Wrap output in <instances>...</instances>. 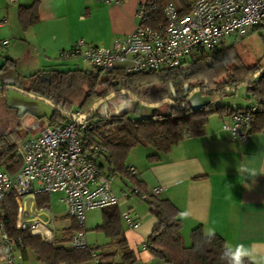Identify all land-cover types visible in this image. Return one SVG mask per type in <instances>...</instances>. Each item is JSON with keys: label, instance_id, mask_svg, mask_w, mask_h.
<instances>
[{"label": "crops", "instance_id": "obj_1", "mask_svg": "<svg viewBox=\"0 0 264 264\" xmlns=\"http://www.w3.org/2000/svg\"><path fill=\"white\" fill-rule=\"evenodd\" d=\"M32 1L0 0V84L15 85L16 79H28L38 71L75 67L80 59H63L60 54L80 39L85 46L110 47L116 38L134 30L141 0H124L120 4L99 0H36L38 20L24 30L17 19V8ZM233 94L226 96V102V97L222 99L231 109L246 108L254 100L246 91L243 99L231 101L229 96ZM228 118L227 114H211L203 134H185L154 162L147 160L154 150L137 145L128 152L125 164L135 170L132 176L145 191L153 194L154 189H159L154 195L168 199L178 209L184 244H189L191 230L201 225L206 234L221 237L227 247L235 249L243 245L251 253V257L245 258L254 264H264V114L254 119L245 141L233 140L221 130L222 122ZM97 160L105 165L102 156ZM115 177L119 183L112 188L117 203L93 209L101 210L98 217L94 214L87 217L91 210L87 211L85 224L97 230L104 223L105 212L115 209L119 215L118 231L134 255V264H165L147 244L155 218L147 203L133 192L138 186L124 174L117 173L111 179ZM124 212L138 225L127 227ZM73 224L71 219L70 226ZM102 234L104 245L88 246L111 253L112 264L119 263L121 252L116 239ZM28 251L23 250L15 264H22ZM76 264L93 263L82 260Z\"/></svg>", "mask_w": 264, "mask_h": 264}, {"label": "trees", "instance_id": "obj_2", "mask_svg": "<svg viewBox=\"0 0 264 264\" xmlns=\"http://www.w3.org/2000/svg\"><path fill=\"white\" fill-rule=\"evenodd\" d=\"M157 2L160 3L159 0ZM181 6L183 12L188 11V4L182 1ZM37 7L36 0L28 6H18L17 19L22 29L25 30L38 20ZM151 17V25L165 21L159 6ZM239 43L229 45L225 43L210 52L200 51L177 67L158 71L125 74L121 70H115L102 75L91 68L87 71L79 68L49 69L38 71L28 78L27 91L48 99L67 112H70L69 106L75 103L86 114L95 101L119 89L129 91L135 99L144 102H158L164 99L173 101V104L168 103L169 108L164 112L160 111L159 105L153 107L148 116L137 119L130 118L126 113L112 115V118L108 119V116L100 117L96 114L95 109L88 119L94 120L96 125L81 138L85 156L100 173L110 178L117 173L124 174L134 181L142 193L146 194L144 201L155 218L147 244L153 254L165 264H229L228 259L224 257L227 246L218 235L206 234L201 225L191 230L190 242L188 245L184 244L178 209L168 199L157 197L141 187V183L134 179L125 164L126 156L133 147L142 145L154 150L148 155L147 160L157 161L161 153H166L171 145L185 134L190 136L203 134L204 126L211 114L231 116L241 110V108L231 109L222 102L224 97L234 91L214 94L212 90L234 86L247 78H252L245 85L247 91L253 99L264 97V69H262L264 65L242 64L235 51ZM7 60L9 59L6 58ZM206 73L209 75L204 79ZM217 74L224 76L219 83L216 82ZM201 77L204 82L192 86L189 84L190 80ZM99 87H101L100 91H98ZM194 87H206L211 90L208 92L210 99L198 108H192L188 100L184 107L180 108L179 105L186 94ZM4 90H0V166L5 164L4 169L14 173L20 167V161L15 154L18 141L36 128L44 126L47 121L59 124L68 121L69 118L53 110L46 121L36 122L23 129V117L14 109L2 104L1 95ZM115 96L122 101L132 99L124 94ZM260 114H264V103H261L259 111L252 116L251 127L254 119ZM94 145L97 146L98 151L93 149ZM101 156L105 160V165L97 160ZM47 196L38 195V204L47 205ZM15 215V200L13 195H8L3 201L0 218L4 220L10 234L20 237L22 251L32 249L40 264H76L82 260L90 261L92 252H96L99 256V264H112L113 255L100 251V247L75 249L69 245L72 233L78 228L75 220V224L61 230L60 235L57 233L52 243H47L38 236L16 230L13 226ZM118 219L119 215L115 209L105 212L104 223L98 226L97 230L116 239L121 252V261L117 264H134V255L118 231ZM244 264L254 263L244 258Z\"/></svg>", "mask_w": 264, "mask_h": 264}, {"label": "built area", "instance_id": "obj_3", "mask_svg": "<svg viewBox=\"0 0 264 264\" xmlns=\"http://www.w3.org/2000/svg\"><path fill=\"white\" fill-rule=\"evenodd\" d=\"M99 1L120 4L124 0ZM158 6L165 21L151 25V16ZM135 16L138 22L134 30L116 38L110 47L85 46L80 39L60 56L76 57L102 75L115 70L133 74L177 67L200 51H213L228 39L237 44L255 29L264 28V0H193L186 12L181 4L141 0ZM261 103L264 97L254 99L248 107L223 121L221 130L233 140L245 141L252 116L259 111ZM72 113L76 118L84 115L79 108ZM95 125L89 119L80 122L69 119L59 124L46 122L35 133L18 141L15 154L20 161L19 169L9 173L0 168V215L4 199L13 195L16 230L52 243L58 233L56 217L49 203L39 205L37 199L38 195L60 193L59 203L65 215L74 219L78 227L69 245L75 249L89 247L85 238L87 211L117 203L112 179L100 173L84 153L82 135ZM93 149L99 150L96 145ZM129 170L135 175L132 167ZM158 191L154 189L153 194ZM133 192L142 200L146 198L136 187ZM122 217L127 227L138 225L128 212L122 213ZM21 246L20 237L10 234L0 218V261L15 264L22 257ZM90 261L99 264L96 252L91 253Z\"/></svg>", "mask_w": 264, "mask_h": 264}, {"label": "rangeland", "instance_id": "obj_4", "mask_svg": "<svg viewBox=\"0 0 264 264\" xmlns=\"http://www.w3.org/2000/svg\"><path fill=\"white\" fill-rule=\"evenodd\" d=\"M182 1L185 4L190 5L193 0H164V2L172 3L175 5H180ZM230 39L227 40L226 45H229ZM236 55L239 57V60L242 64L249 66L253 64L259 63L260 65H264V28H257L251 33L247 34L236 46L235 48ZM231 62V60H230ZM71 68H79L81 70L87 71L90 70V67L82 62L81 60L75 65L68 66ZM68 69V68H67ZM209 74H205L204 79L208 77ZM223 75L216 76V82H220L223 79ZM201 78H197L194 80H190L189 84L195 85L202 83ZM15 85L20 89L27 90L29 88V80L25 77L15 80ZM83 87V84H81ZM85 88V87H83ZM101 90V87L98 88V91ZM247 87L245 85L239 86L236 90H234V94L229 96V100L231 101H238L243 99L246 96ZM2 104L14 109L19 115L23 117V126L22 128L25 129L29 125H34L36 122L39 121H46L47 117L52 113L53 109L44 101H41L36 98L29 97L24 95L20 92L14 90H4L1 97ZM210 99V95L206 91H196L194 92L189 98V104L192 108H198L205 102ZM228 99L227 97L224 98L226 102ZM219 101V100H218ZM153 107L145 106L142 104H138L134 99H127L122 101L118 99L116 96H113L107 100L102 101L96 107V114L101 116H108V119L112 118V115H119L122 113H126L130 118L137 119L146 117L150 114ZM169 108L168 103L164 102L160 105V111H165ZM78 107L73 103L69 106L68 111L73 112ZM48 122V121H47ZM41 127L36 128L32 133H35ZM30 133V134H32ZM24 137V136H23ZM22 137V138H23ZM21 138V139H22ZM20 139V140H21ZM1 169L5 168V164L0 166ZM112 186L115 187L119 182L118 178H113L111 181ZM59 197H61L60 193H53L47 196L48 203L52 212V215L56 217L55 226L57 227L59 235L61 234V230H63L66 226H70L71 218L65 215V211L63 205L59 203ZM101 210H91L88 212L87 217L90 214H94L95 217L101 215ZM102 232L99 230H95L94 228H90L88 223L85 224V238L86 242L89 245H97L100 246L101 242H104ZM28 254L25 260H23L22 264H40L38 260L35 258V254L33 253L32 249L28 248Z\"/></svg>", "mask_w": 264, "mask_h": 264}, {"label": "water", "instance_id": "obj_5", "mask_svg": "<svg viewBox=\"0 0 264 264\" xmlns=\"http://www.w3.org/2000/svg\"><path fill=\"white\" fill-rule=\"evenodd\" d=\"M264 69V68H262ZM255 76V75H254ZM252 78H247L246 80L242 81V82H239L238 84L234 85V86H226V87H223V88H220V89H216V90H209L208 88L206 87H194L192 88L185 96L183 102L179 105L180 108L184 107V105L186 104V102L189 100L190 96L196 92V91H206V92H209L211 91L212 93L216 94V93H220V92H223V91H228V90H231V91H234L236 90L239 86H242V85H246ZM1 89H5V90H14V91H17V92H20L24 95H27L29 97H32V98H36V99H39L41 101H44L45 103H47L53 110L55 111H58L60 112L63 116L69 118V119H75L77 122H80L81 120L83 119H88L91 114L94 112V110L96 109V107L104 100H107L117 94H124V95H127L129 97H131L132 99L136 100V102H139L140 104L142 105H145V106H149V107H158L159 105H161L163 102H166V103H169V104H173V101L170 100V99H164L162 101H158V102H144V101H140V100H137L135 99V97L127 90H124V89H119V90H116V91H112L110 92L109 94L105 95L104 97L102 98H99L97 101H95L92 106L90 107L89 111L84 114L83 116L81 117H75L74 113L72 112H67V111H63L61 110L58 106H56L55 104H53L51 101H49L48 99L44 98V97H41L39 95H36V94H33L27 90H24V89H20L16 86H13V85H9V84H3V85H0V90Z\"/></svg>", "mask_w": 264, "mask_h": 264}, {"label": "clouds", "instance_id": "obj_6", "mask_svg": "<svg viewBox=\"0 0 264 264\" xmlns=\"http://www.w3.org/2000/svg\"><path fill=\"white\" fill-rule=\"evenodd\" d=\"M241 171H244L241 169ZM224 257L228 259L229 264H244L245 257H251L243 245H239L233 249L231 246L226 247Z\"/></svg>", "mask_w": 264, "mask_h": 264}]
</instances>
